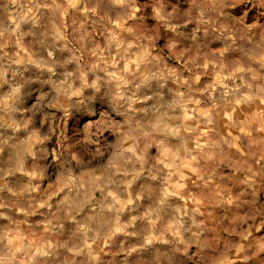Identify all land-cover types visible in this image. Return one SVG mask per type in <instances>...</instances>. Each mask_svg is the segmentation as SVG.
Returning a JSON list of instances; mask_svg holds the SVG:
<instances>
[{
    "label": "rangeland",
    "instance_id": "1",
    "mask_svg": "<svg viewBox=\"0 0 264 264\" xmlns=\"http://www.w3.org/2000/svg\"><path fill=\"white\" fill-rule=\"evenodd\" d=\"M15 128L34 222L0 264H264V0H0Z\"/></svg>",
    "mask_w": 264,
    "mask_h": 264
},
{
    "label": "crops",
    "instance_id": "2",
    "mask_svg": "<svg viewBox=\"0 0 264 264\" xmlns=\"http://www.w3.org/2000/svg\"><path fill=\"white\" fill-rule=\"evenodd\" d=\"M18 133H21L20 128L13 136L0 137V255H8L10 251L13 257L18 256L21 244L30 240L34 221L32 209L23 206V198H26L25 193L31 192L26 188L36 176L31 162L38 153L33 149L38 143Z\"/></svg>",
    "mask_w": 264,
    "mask_h": 264
}]
</instances>
